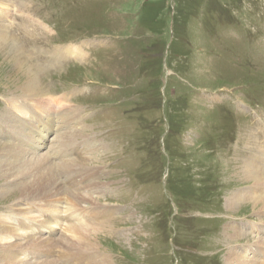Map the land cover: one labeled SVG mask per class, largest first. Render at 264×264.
I'll list each match as a JSON object with an SVG mask.
<instances>
[{
    "label": "rangeland",
    "instance_id": "rangeland-1",
    "mask_svg": "<svg viewBox=\"0 0 264 264\" xmlns=\"http://www.w3.org/2000/svg\"><path fill=\"white\" fill-rule=\"evenodd\" d=\"M8 16L42 99L78 109L74 171L95 177L90 198L110 212L103 226L85 225L89 248L109 264H227L241 242L228 226L263 212L226 201L249 186L237 176L245 136L264 134V0H15ZM67 47L73 54L56 56ZM3 55L0 113L24 101ZM54 129L38 156L58 145ZM4 138L0 154L17 155ZM39 254L27 258L41 264ZM51 259L68 261L60 250Z\"/></svg>",
    "mask_w": 264,
    "mask_h": 264
},
{
    "label": "bare ground",
    "instance_id": "bare-ground-1",
    "mask_svg": "<svg viewBox=\"0 0 264 264\" xmlns=\"http://www.w3.org/2000/svg\"><path fill=\"white\" fill-rule=\"evenodd\" d=\"M0 5L2 6L0 8V52L4 54L3 61H7L12 68L7 76L12 77V72L18 75L15 91H20L24 99L22 102H16L15 98L9 100L10 110L7 108L0 113V138L7 139V143L2 145L19 150L17 155L2 156L0 154V180H4V184L0 186V198H11L10 200L13 201L7 209L10 214L0 215L2 262L32 264V260L27 258L29 255L23 252L30 251L32 254L39 252L43 257H49L51 252L55 254L56 250H60L62 260L73 261L75 264H109L106 256L101 257L95 252L96 249L94 251L89 248V245L93 243L87 241L88 237L84 235L87 231L85 225L97 224L98 228L103 226V223L109 219L110 212L102 209L99 201L96 204L90 198L93 193H96L93 190L98 188V183H92L95 177L91 178L90 173L88 179L82 177L79 180L78 173L75 172L78 168L74 169V163L79 160L78 156H72V152L78 145L75 125L78 120L79 113L76 112L78 109L75 111L70 106V109L66 111L64 96L55 98L52 95L51 101L49 98L42 99L40 91L44 87L39 80V71L34 70L36 67L33 68L34 65L29 64L30 59L27 58L24 49H21L24 47L11 35L14 27L9 21L8 13L15 6V0H0ZM71 54H73L72 49L67 47L65 52L56 53V56L61 58L62 55ZM26 99L34 100L26 101ZM35 110L43 115L39 116ZM56 124V131L59 130V132L53 141L54 144L58 142V145H51L49 153L38 156L37 152L46 146L50 133L55 131ZM42 126L45 128L43 133H41ZM255 134L249 132L245 136L248 149L243 150V155L241 154L237 161L238 170H240L237 176L239 175L238 177L242 180L239 184L247 183L249 186L246 185V188L233 192L227 198L226 206L228 211L233 212L236 206L255 201L256 205L258 203L263 205V212L257 213L261 221L233 222L228 226L226 236L229 240H233L234 243L235 239L239 238L241 242L235 250H230L227 264H264V224H260L264 223L262 221L264 134L259 136ZM53 155L59 157L57 162L51 159ZM85 203L94 204L93 209L84 207ZM38 210L46 212V217L41 221H36ZM61 214L65 215L64 219L60 216ZM37 219L40 218L37 217ZM53 224L60 229L64 226V231L60 233V229H56ZM250 233L255 235L254 244L249 243ZM242 241H248L249 244H242ZM249 255H251L250 258ZM41 264L59 263L49 258L42 260Z\"/></svg>",
    "mask_w": 264,
    "mask_h": 264
}]
</instances>
